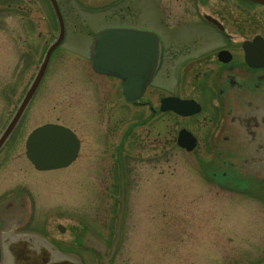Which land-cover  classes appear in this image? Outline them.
I'll list each match as a JSON object with an SVG mask.
<instances>
[{"label": "rangeland", "instance_id": "374dc122", "mask_svg": "<svg viewBox=\"0 0 264 264\" xmlns=\"http://www.w3.org/2000/svg\"><path fill=\"white\" fill-rule=\"evenodd\" d=\"M220 1H199L201 12L230 26L237 40L255 33L264 36L261 7L245 13L232 4L229 20ZM57 2L66 24L65 39L0 153V199L15 191L27 193L31 204L25 229L43 233L83 264H104L103 258L107 264L262 263L264 202L222 191L206 180L202 170L213 160L210 149L200 145L185 152L174 142L187 123L169 116L166 147L155 145L146 134L148 125L138 124L148 111L127 103L118 80L97 75L90 66L93 38L105 28L145 27L165 38L169 33H191L202 35V40L215 35L212 29L199 25L193 31L183 22L167 32L153 0H126L114 10L113 0ZM57 31L48 0H0V132L14 110L5 92L20 98L36 71L30 51L40 63ZM202 63L198 67L204 68ZM192 75L189 72L188 79ZM45 123H59L77 135L80 150L70 166L37 172L27 161L25 138ZM87 228L90 233L84 234ZM86 236L101 252L77 244L78 237Z\"/></svg>", "mask_w": 264, "mask_h": 264}, {"label": "flooded vegetation", "instance_id": "af4514ba", "mask_svg": "<svg viewBox=\"0 0 264 264\" xmlns=\"http://www.w3.org/2000/svg\"><path fill=\"white\" fill-rule=\"evenodd\" d=\"M124 1L126 0H113V10L120 7L119 4ZM139 1L146 4L151 0ZM153 1L154 8L159 10L160 23L165 31L171 32L186 22L193 31L199 25H208L215 35L202 40V35L198 34L169 33L165 38L158 33L159 61L142 98L137 101V107L146 109L149 114L140 120L139 124L148 125L146 134L153 138L155 145L166 147L168 117L172 116L179 122L187 123L188 127L182 128L190 131L195 137L196 145L193 150L200 145L204 146L203 149H210L211 155L215 153L209 163L210 167L214 168L213 165L222 162L231 172L226 173L229 175L226 178H220L225 182V186H234V189L241 186L239 190L245 192L244 195L264 202V68H249L242 48L244 42L251 41L256 35L263 38L261 43L264 48V36L255 33L251 38L237 40L235 35L229 32L228 25L225 26L217 19L223 27L219 29L203 18L207 13L201 12V0ZM220 3L224 4L229 20L233 16L228 10L232 4L240 7L245 13L248 9L259 6L243 0H223ZM262 9L264 10V7ZM224 15L226 16L225 12ZM169 21L175 22L171 23L172 28L168 27ZM29 56L30 65H34L36 69L39 60L32 51ZM202 62L204 68L198 67ZM30 65L27 64L25 68ZM189 72L193 73L192 79H188ZM20 78L22 82V76ZM168 79L170 83H166ZM26 88L18 99L7 91L5 94L14 105L20 101ZM187 88L191 90L192 95L185 93ZM169 96L194 100L200 106V111L186 117L171 111H160V101ZM189 124L192 128H199L198 132H194ZM134 127L136 126L132 129ZM176 140L177 133L174 137L175 144ZM219 147L224 150L220 151L221 156L219 155L218 159L216 153ZM222 155L224 160L221 161ZM216 182L211 178V183Z\"/></svg>", "mask_w": 264, "mask_h": 264}, {"label": "water", "instance_id": "95a60500", "mask_svg": "<svg viewBox=\"0 0 264 264\" xmlns=\"http://www.w3.org/2000/svg\"><path fill=\"white\" fill-rule=\"evenodd\" d=\"M49 1L58 22L59 33L55 42L47 49L45 58L30 83L23 100L1 133L0 149L9 138L41 80L51 52L63 39V22L58 5L56 0ZM248 1L264 5V0ZM208 19L216 23L211 18L208 17ZM256 43L258 48H255ZM259 45L258 37L252 43L247 42L243 45L245 61L250 67H264V50ZM156 62V38L148 32L120 28L105 29L95 36L91 47L92 69L99 74H109L120 78V90L123 96L130 101H134L142 95L155 69ZM166 102L167 108L179 115H190L198 110L190 109L193 105L190 101L167 98L162 103L165 104ZM178 139L179 146L187 151L194 147L195 140L187 131H180ZM78 150L79 141L75 134L60 125L44 124L37 127L28 135L25 142V155L38 171L56 170L69 166L77 157ZM20 202L22 209L11 217H15V221L22 224L26 220V212L24 211L26 210V203H24V199H21ZM8 208H11L9 203L0 211V219L5 224L0 230V242L3 243L1 249L3 264H80L75 255L59 252L37 234L16 233L14 231L15 223L8 217H3L4 210ZM58 230L61 233L64 232V228L61 226H58ZM83 244L101 252L92 237H87Z\"/></svg>", "mask_w": 264, "mask_h": 264}]
</instances>
